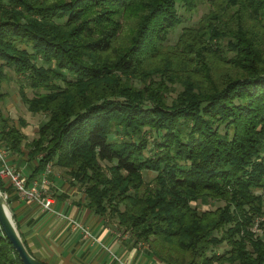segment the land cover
Here are the masks:
<instances>
[{"label": "trees", "instance_id": "trees-1", "mask_svg": "<svg viewBox=\"0 0 264 264\" xmlns=\"http://www.w3.org/2000/svg\"><path fill=\"white\" fill-rule=\"evenodd\" d=\"M198 1L0 0V141L28 149L33 176L63 168L97 214L137 242L153 237L163 263L264 264V42L244 22L211 24L206 34L226 39L233 54L220 57L238 69L216 77L205 60L192 73L171 69L160 57ZM238 4L237 15L246 9L263 25L264 0ZM190 30L175 49L193 60L205 41L183 42ZM9 69L27 80L28 110L47 116L30 141L25 120L1 105ZM0 264H24L1 223Z\"/></svg>", "mask_w": 264, "mask_h": 264}, {"label": "crops", "instance_id": "crops-1", "mask_svg": "<svg viewBox=\"0 0 264 264\" xmlns=\"http://www.w3.org/2000/svg\"><path fill=\"white\" fill-rule=\"evenodd\" d=\"M4 91L7 95L2 107L17 125L20 118L25 120L21 129L27 136L26 141L32 140L42 121L34 125L27 115L19 114L21 102L18 96L6 88ZM27 112L32 114L28 108ZM7 159L31 180L44 177V169L33 176L37 159L30 160L28 149L24 147L20 152L8 149ZM54 168L47 176L45 187L41 188L43 201L49 197L54 200L51 209H45L38 200L20 197L15 188L4 181V192L20 231L37 258L48 264H163L147 246L129 233L114 228L108 218L88 207L84 188ZM83 227L91 235H87Z\"/></svg>", "mask_w": 264, "mask_h": 264}, {"label": "rangeland", "instance_id": "rangeland-1", "mask_svg": "<svg viewBox=\"0 0 264 264\" xmlns=\"http://www.w3.org/2000/svg\"><path fill=\"white\" fill-rule=\"evenodd\" d=\"M241 0H201L198 1V5L196 9L192 13L187 14V21L178 26L174 32L171 34L169 38V45L173 49L169 50L168 52L165 49L164 54L160 57L163 58L167 56L168 60L171 61L169 64L171 69L178 70L179 73L184 74L187 73L189 70L191 73L197 70L201 64L202 61L205 60L206 64L210 65V69L213 75L216 77H220L222 75L228 74L235 72L238 68L234 67L232 64L228 63L227 61H224L222 57L224 56H232L233 51L229 50L228 45L226 44V39L223 38V40L217 41V38H215L214 41L212 42L209 39V36L206 34L210 29V25L214 24L215 27H221V29H224L229 25L231 29L236 28L238 23L244 22V27L246 29H250L254 34L259 33L260 39L262 42H264V28L262 27L264 25V19H262L263 25H261V22L258 20L254 19L251 17L249 11L246 9H243L242 16L237 15L236 12H239L240 9V2ZM234 17L233 21L230 22V19ZM242 18L244 20H242ZM129 20L126 22L125 19L123 21L124 27L122 28L124 32L128 29V24ZM229 23V24H228ZM226 25V26H225ZM188 26L189 29H191L187 34L186 37L183 39V42L185 40H203L205 43H198L197 45V51H199V55L197 57H193L194 59L191 60V55L189 54V51L187 50V53H181L182 48L179 47V49H175L180 41V35L184 31V28ZM184 27V28H183ZM123 32V33H124ZM210 43V44H209ZM204 45L208 46V49L203 48L205 47ZM264 49V47H263ZM222 56V57H220ZM190 58V59H189ZM196 58V59H195ZM9 77L4 80L3 84V89L6 88L7 91H11L12 93H15L19 101L21 102V106L19 108V114L27 115L29 117V120L35 125L39 124L41 121H44L47 116L44 113H33L31 115H28L27 112V105L26 103L21 99V96L19 94V85H20V80H22L24 83L27 82L25 78H19L15 76L14 70L9 69L8 71ZM138 83V80L136 81ZM174 85V84H173ZM175 86H177L178 89L182 88V85L179 83H176ZM27 92L30 96L33 95V91L31 89H27ZM11 94V93H10ZM148 153V152H147ZM103 164L108 166L111 164L110 162L103 161ZM53 164H52V170L55 169ZM58 168V167H56ZM60 172L65 175L63 168H58ZM155 173L151 171H147L145 173L146 180L149 182H152L154 179ZM258 192L263 193L264 196V191L263 190H258ZM221 205L225 204V201L220 202ZM216 202H209L205 201L202 203L201 207L203 209H208V208H215ZM110 223L113 225L114 228L120 229L121 231H124L125 233H129L131 236H133L132 229H128L125 226H121L118 222V218H109ZM254 229L259 232V229L257 225L254 226ZM134 237V236H133ZM153 237H151L147 242L145 241H140L142 245H145L149 248L150 251L154 250V244L152 243ZM229 246L227 244H222L214 248L213 251L218 252V253H223L225 252ZM153 252V251H152ZM166 264V263H163Z\"/></svg>", "mask_w": 264, "mask_h": 264}, {"label": "built area", "instance_id": "built-area-1", "mask_svg": "<svg viewBox=\"0 0 264 264\" xmlns=\"http://www.w3.org/2000/svg\"><path fill=\"white\" fill-rule=\"evenodd\" d=\"M8 148L4 147L0 141V178L12 185L20 197L28 200H38L45 209H51L54 200L49 197L45 201L42 200L41 188L47 183V176L52 172V164L49 163L44 169V177L42 179H30L22 170L10 164L7 159ZM83 231L87 235L91 232L83 227Z\"/></svg>", "mask_w": 264, "mask_h": 264}, {"label": "water", "instance_id": "water-1", "mask_svg": "<svg viewBox=\"0 0 264 264\" xmlns=\"http://www.w3.org/2000/svg\"><path fill=\"white\" fill-rule=\"evenodd\" d=\"M0 223L24 264H48L30 252L20 231L12 205L0 186Z\"/></svg>", "mask_w": 264, "mask_h": 264}]
</instances>
